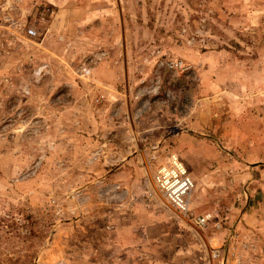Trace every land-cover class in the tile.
<instances>
[{
    "label": "rangeland",
    "instance_id": "1",
    "mask_svg": "<svg viewBox=\"0 0 264 264\" xmlns=\"http://www.w3.org/2000/svg\"><path fill=\"white\" fill-rule=\"evenodd\" d=\"M177 153L180 214L153 181ZM264 264V0H0V264Z\"/></svg>",
    "mask_w": 264,
    "mask_h": 264
},
{
    "label": "built area",
    "instance_id": "2",
    "mask_svg": "<svg viewBox=\"0 0 264 264\" xmlns=\"http://www.w3.org/2000/svg\"><path fill=\"white\" fill-rule=\"evenodd\" d=\"M153 181L169 203L190 222L200 227H207L215 217L212 212L200 214L193 208L192 198L196 183L177 153L170 152L167 159L157 165ZM221 257L225 264L227 258L224 250L218 248L211 251L212 260Z\"/></svg>",
    "mask_w": 264,
    "mask_h": 264
},
{
    "label": "crops",
    "instance_id": "3",
    "mask_svg": "<svg viewBox=\"0 0 264 264\" xmlns=\"http://www.w3.org/2000/svg\"><path fill=\"white\" fill-rule=\"evenodd\" d=\"M191 172V171H190Z\"/></svg>",
    "mask_w": 264,
    "mask_h": 264
}]
</instances>
